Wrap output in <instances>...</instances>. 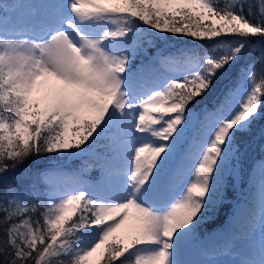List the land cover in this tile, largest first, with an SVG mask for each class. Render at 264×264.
I'll return each mask as SVG.
<instances>
[{
  "label": "snow or ice",
  "instance_id": "snow-or-ice-1",
  "mask_svg": "<svg viewBox=\"0 0 264 264\" xmlns=\"http://www.w3.org/2000/svg\"><path fill=\"white\" fill-rule=\"evenodd\" d=\"M0 264H264V0H0Z\"/></svg>",
  "mask_w": 264,
  "mask_h": 264
},
{
  "label": "trees",
  "instance_id": "trees-1",
  "mask_svg": "<svg viewBox=\"0 0 264 264\" xmlns=\"http://www.w3.org/2000/svg\"><path fill=\"white\" fill-rule=\"evenodd\" d=\"M5 2H14V0H5ZM17 2H19V0H17ZM22 2L35 3V2H38V0H22ZM184 40L186 42L191 41V38H184ZM177 43L179 45V42H177ZM197 43H202V42H197ZM172 50L173 49H167V51H172ZM164 54H166V53H164ZM157 55H158L157 49L156 48H150L148 50L147 56H141V57L137 58L136 65H139L141 63V60H143V63H144V60L146 58H152L156 61V64H158V67H159V63L156 59ZM252 155H253V151L249 155V160H251V161L253 160ZM84 161H87L88 163L93 164V165L95 164V159L93 157H84L83 160L73 161L71 164V167L72 168H78L84 163ZM14 175L15 174H12L9 177V179H12ZM97 175H98V172L96 171L95 167H93V169L89 173H87L86 176L88 179H94ZM243 183H244V181H243ZM249 184H250V182H249ZM239 186H241V185H239V182L236 179L235 188L233 189L230 187V189H229L228 194H229L230 199L228 200L227 204L221 209V211L219 212V214L217 216L213 217L207 223L201 225V228H200L201 236L203 234L208 233V232L217 230L219 228H224L227 226V221L229 220V217H230V210L233 207V205L236 203L239 193H241ZM243 186H247V185H243Z\"/></svg>",
  "mask_w": 264,
  "mask_h": 264
},
{
  "label": "rangeland",
  "instance_id": "rangeland-1",
  "mask_svg": "<svg viewBox=\"0 0 264 264\" xmlns=\"http://www.w3.org/2000/svg\"><path fill=\"white\" fill-rule=\"evenodd\" d=\"M192 134H194V135H192ZM191 136H193V137H191ZM199 139H200V132H199V127H198L197 130L193 129L192 131L189 132V141L191 142V146H190L189 142H186L185 145H184V149H186L189 152H191L194 149V147H195V143ZM259 156H260V154H257V156L254 157V158L257 159V158H259ZM251 162L252 161H249V163H247L245 165V167L243 168L242 174L237 177V180L238 181L244 179V181H246L245 184H247L249 182L248 173H249V169H250ZM177 163L182 164V166L186 170L187 167H188V164L190 163V160H189L188 157L185 156L183 159L178 158ZM174 167H175V165H174ZM253 176L255 177L256 176V173H253ZM250 189H251V187H249L248 189H243L242 190V192L240 193V195L238 197L237 204H241V205L244 204V202H245V200L247 198V195H248ZM233 227L239 228V229H243L244 227H246V224H245L243 218L242 217H233L232 214H231V218L227 221V227H225L224 229H217V230H214V231H211V232L217 237V240L218 241H221V239H222V237L224 235V232L226 230H230ZM206 234H203L202 236H204ZM256 235H257V241H256V244H255L256 252L253 254V258H258L259 257L260 234H259L258 231H257V234ZM97 259H99L98 256L93 258V260H97Z\"/></svg>",
  "mask_w": 264,
  "mask_h": 264
},
{
  "label": "bare ground",
  "instance_id": "bare-ground-1",
  "mask_svg": "<svg viewBox=\"0 0 264 264\" xmlns=\"http://www.w3.org/2000/svg\"><path fill=\"white\" fill-rule=\"evenodd\" d=\"M218 241V240H217ZM219 242V241H218Z\"/></svg>",
  "mask_w": 264,
  "mask_h": 264
}]
</instances>
